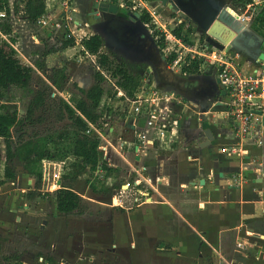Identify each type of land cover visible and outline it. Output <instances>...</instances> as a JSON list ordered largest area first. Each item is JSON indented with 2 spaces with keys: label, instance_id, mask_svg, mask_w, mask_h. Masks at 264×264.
Listing matches in <instances>:
<instances>
[{
  "label": "rangeland",
  "instance_id": "obj_1",
  "mask_svg": "<svg viewBox=\"0 0 264 264\" xmlns=\"http://www.w3.org/2000/svg\"><path fill=\"white\" fill-rule=\"evenodd\" d=\"M75 1L76 4H74V6L79 9V13L76 14L73 12L71 14V20L80 18L82 24H88L90 29L91 24L95 22L88 16L91 10L90 4L92 2L90 0ZM242 1L243 2L228 0L227 2L230 3L234 11L240 12L248 18L250 13L248 8H244V6L249 0ZM146 5L151 9L150 7L154 4L152 1L148 0ZM161 11L162 9L160 7H157V9L155 8L154 17L150 16L147 28L158 40L161 34H164V45L160 46L161 49L164 50V54L167 57H169L170 54L175 55L174 59L168 62L170 68L173 67V69H167V66L162 67L163 71L166 72L165 74L174 80L181 76V68L183 65L191 60L189 54L193 53L189 51V48L205 54L207 50L210 52L213 49L198 41L202 33L196 27H192V30L187 32V39L186 41L181 40V44H178L172 37H170V40L166 39L165 36L169 33L172 34V30L179 22L176 21V19L172 20L167 14V11L163 14ZM158 13H160V16H158ZM17 30L19 33L15 35V39L19 42L18 49L23 53V57H21L23 62L32 68V80L26 88L9 86L2 92L1 101L5 104L7 110L9 112H16L17 118L20 122L22 121L12 128V138L15 141L20 136L27 138L33 133H38L41 135H48L50 140L55 144L65 147L68 139L67 132H69V128L67 125L69 121L67 119H55V112L60 105L59 100H52L49 95L46 98L44 109L35 110L32 118L29 120L26 119L27 107L37 89L51 86L54 70L57 68H62L67 75V82L64 87L65 95L67 97L71 95L72 98L79 97L81 94L77 86L84 89L88 88L93 83L94 73L97 71L99 72L98 69H100V66L97 56L94 57L93 62V58L87 56V53L83 52L81 46L78 44L68 47L66 54L62 53V51L65 50L59 47L60 41L57 42L49 38L47 31L39 30V28L29 21L26 22L23 27L18 26ZM85 30H88V28L85 27ZM31 34H34L39 40H42V43H35ZM250 38H252V36ZM50 49H54L55 51L50 54L48 58L49 63H45L44 59H42V53ZM102 50L108 52L104 46ZM210 55H212V52H210ZM174 61H176L175 64H173ZM37 63H42V65L39 67ZM147 71H150V73ZM151 71V67L145 68L144 79L142 81V85L145 87L149 84H153ZM102 74L105 78V85L107 82L106 89L109 95L107 97L113 99L114 104H116L117 102L113 95L114 88L108 81L114 79L108 72H102ZM78 82H81V84H78ZM167 95L175 96L169 91H167ZM117 100L122 102L120 99ZM187 104L189 108L182 112L183 124L189 123L193 126L200 124L197 122H199L201 115L198 113L195 115L197 108L193 104L188 102ZM211 110L205 113V115L210 118V121L206 124L203 123L199 129L193 130L191 134L182 133V141L175 148L178 150V158L182 157V159L184 158V160L189 162L186 164L187 169L196 172L192 177L198 176V170L196 171L195 169V162H190L189 159L192 160V156L195 157V155H200L197 149V143L200 138L203 137V127L216 129L217 127L212 120L217 119V123L222 124L223 127L221 129L223 134L221 140L229 141L233 138L229 128L225 124L226 119L223 116V112L226 108H212ZM219 111H221L222 114L219 113ZM216 112L219 113L217 115L218 117H214V113ZM195 116H198L197 120ZM225 133H228V135H225ZM224 147L225 146H220L218 149L216 147L215 149L209 150L208 153H205L204 157L201 156L205 158V160L208 158V161L211 160V156H215L217 159L221 156L227 162L237 159V153L227 155L223 149ZM2 150L3 146H1L0 143V152ZM63 150L64 149L58 151L56 157L51 159L65 162L61 179H64V176L74 179V188L84 195L82 198L86 204V210L82 215L64 216L59 214L55 209L54 189L53 191L46 190V182L42 179L41 162L26 167L19 158H14L10 164L15 172L21 173L20 183L25 190L21 192L20 187L17 185L13 186V184H10L9 180L4 181L6 184L0 190V264H18L22 261L30 264H139L138 255L140 254L138 247H140V245L137 240L143 238L145 233L143 231L137 232L136 230H134L133 233L132 231H128L126 218H124L128 212H130L128 215L135 220L134 225L140 227L145 225L146 220H148L146 225L148 222H152L153 214L156 213L158 209L157 206L151 204L139 206V203L146 198L147 201L151 202L153 200H159L160 196H187L189 200L186 204H194L192 210L196 211L198 205L197 201L207 197L201 196L195 189L190 187L189 189H182L185 187L181 188L177 183L169 184L162 183L163 181L158 182L155 177L159 175H152L148 172L144 175L150 178V185L143 182L139 185H133L131 182L137 178V175L129 174L127 169L115 156H112L111 159L115 161L118 168L104 165L105 167L103 166V173H101L102 176L100 177L96 175L93 170L83 168L77 159L74 160L72 157L66 158L65 155H63ZM249 153L253 155L251 151H249L248 154ZM152 155L153 150H148L146 158ZM254 155L260 156L261 158L263 157L262 160L264 162V150ZM205 160H201V165L203 166L202 169H200L202 170V172H200L201 174L209 170L207 169L208 167ZM150 164L151 161L149 162V165ZM230 164H225L223 171L231 174L229 177L233 179L234 175L239 173V168L233 163ZM3 165L4 163L0 164L1 173ZM29 179L30 182L28 181ZM127 183L129 184L127 185ZM121 186H127V190L129 191V193H127L129 195L125 196V201H122V208L111 205L113 197H120L113 196V194L123 193L118 190ZM146 194L149 196H145ZM7 196H12L11 198L13 199H9ZM125 197L123 196V198ZM24 203L29 206V210L32 214H28V211H24L23 213L14 215L10 211V208H13L17 204L23 205ZM4 205L7 209H4ZM184 210L186 209H183V211ZM118 213L123 214V218L125 219L123 220L122 218L123 226L121 225L120 227L123 228L125 232L120 233V239L126 240V243H122L121 245L116 244V236L113 232L114 215ZM43 220L46 221L43 222ZM134 240L137 242L135 247H133L134 245L130 246L129 242ZM151 243V247H154V243L158 244L154 237L151 238ZM235 248L240 249V246H235ZM158 252L160 251L157 249H151L149 253H146L148 260H152L151 257H155L159 259L157 262L158 264H168V250L163 249V251H161L163 253L162 255L155 254ZM233 253L234 257L240 255L235 252Z\"/></svg>",
  "mask_w": 264,
  "mask_h": 264
},
{
  "label": "built area",
  "instance_id": "obj_2",
  "mask_svg": "<svg viewBox=\"0 0 264 264\" xmlns=\"http://www.w3.org/2000/svg\"><path fill=\"white\" fill-rule=\"evenodd\" d=\"M147 1L116 0L115 5L119 8H126L130 12H138L140 15L145 10L154 17L155 8L151 6L149 9L146 5ZM150 1L153 2V0ZM94 2L113 4L111 0H95ZM74 4H76L75 0H44V12L33 24L39 30L47 31L48 37L57 42L66 38H74L75 43L80 45L83 38L94 33L91 28L89 29L88 24H82L75 19L71 20V14L78 10ZM16 5L17 11L15 10ZM245 7L250 13L248 18L240 12L234 13L239 22L252 24L255 19H259L257 24L264 30V0H249ZM0 17L9 18L11 24L10 36L2 35V37L14 48L20 58L23 57V53L18 49L19 42L15 39V35L19 33L18 26L23 27L28 22L24 17L22 1L0 0ZM144 24L148 27V24ZM85 27L88 30H85ZM170 37L178 44L182 43L181 39L173 34L169 33L165 36L169 40ZM33 40L35 43H42V40L37 41L34 37ZM209 47L213 49L210 51L212 55L207 50L203 56L205 63L217 70L219 84L226 90L223 106L226 108L224 111L226 123L229 124L230 133L234 138V141L223 149L227 155L237 153L242 167L246 168L248 164L257 163V168H261L263 164L261 157L258 156L259 161H256L255 156H251L248 152L252 147L264 150V123L262 121L264 117V60L257 59L253 62L238 52H226L213 46ZM162 51L167 57L164 50ZM189 51L193 53L189 54L193 58L195 51L192 48H189ZM85 53L93 58L94 62L95 55ZM175 63L176 61L173 64ZM98 70L102 74L103 71ZM108 81L114 88L113 95L117 103L114 104L113 99L107 98L98 121L92 123L85 120L87 127L84 133L95 138L98 143L97 150L100 157L93 171L101 177L104 165L118 168L115 161L111 159L115 156L129 174L137 175V178L131 182L133 185H139L141 182L150 185V178L144 175L146 166L143 160L148 150H153L154 157H158L164 150L171 149L180 142V125L185 104L180 98L167 95V91L157 89L154 84H149L147 87L141 85L133 95H128L116 85L115 80ZM65 94V90L54 89L51 96H60L71 105L69 96ZM254 111L260 114H255ZM137 156L138 159H136ZM64 164L65 162L61 160L54 161L49 158L41 160V175L43 181L46 182V190L53 191L60 187ZM158 177L155 178L159 182ZM118 190L123 193L113 194V196L120 197H113L111 205L123 207L122 201H125V196L129 195L127 194L129 191L127 186H121Z\"/></svg>",
  "mask_w": 264,
  "mask_h": 264
},
{
  "label": "crops",
  "instance_id": "obj_3",
  "mask_svg": "<svg viewBox=\"0 0 264 264\" xmlns=\"http://www.w3.org/2000/svg\"><path fill=\"white\" fill-rule=\"evenodd\" d=\"M152 7L157 9V5L153 3ZM228 6L231 5L229 4ZM162 10V14L165 13ZM79 13V9L75 12ZM160 16V13H158ZM172 20L175 18H171ZM82 22L80 18L77 19ZM177 21V20H176ZM35 40L38 41L36 36ZM251 39V38H250ZM80 49V48H79ZM62 53L66 54V49H63ZM51 53L42 56L45 63H49V56ZM247 59V58H246ZM66 69V68H65ZM64 69V70H65ZM66 71V70H65ZM81 84V82H78ZM83 84V83H82ZM183 106L187 110L188 104L184 103ZM212 111V110H211ZM198 111H196L197 115ZM221 113V111H219ZM218 112L214 113V117H218ZM222 114V113H221ZM223 116L226 117L225 112ZM196 117V116H195ZM198 117V116H197ZM196 117V120H197ZM226 119V118H225ZM217 120V119H216ZM227 120V119H226ZM229 128V124L226 123ZM199 123V122H197ZM203 124L191 125L189 123L183 124V117L180 125V142L182 141V133H190L199 129ZM221 127L216 125V129H211L214 139L208 146L200 147V143L205 140L202 133V138L197 143V149L200 155H195L189 159L190 162H195V169L198 170V176L192 177L195 171L187 169L188 161L184 158H178V150L175 149L178 142L171 149L164 150L160 156L147 157L143 160L146 166V172L152 175H159V182L169 184H179L180 187H189L195 189L201 196H207L204 199L197 201L196 211H193L194 204H186L189 198L187 196H160L159 200L147 201V198L139 203V206L143 205H155L157 206L156 213L153 214L152 222H148L146 225L137 226L134 225V219L128 215L115 214L113 222V232L116 236V244L121 245L126 243V240L120 239L121 232H125L123 228L122 218H126L128 231L134 232V230L143 231L144 237L138 239L137 242L140 245L138 255L139 264H158L159 259L151 257L152 260H148L146 253H149L151 249L159 250L160 252L155 254L162 255L163 249H167L168 264H264V162L261 158L262 167L257 168V163L248 164L246 168L240 165V161L237 159L229 160L228 162L220 156L217 159L215 156H211V160L203 158L205 153L209 150L217 149L220 146L230 145L233 141H222L223 134ZM205 128V127H203ZM225 135H228V133ZM232 136V135H231ZM200 137V136H199ZM233 137V136H232ZM2 146V140L0 139ZM206 151V152H205ZM255 160L259 161L258 156L254 154L260 153L261 149L252 147L250 149ZM250 154V153H249ZM203 157H202V156ZM252 156V155H251ZM207 157V154H206ZM260 157V156H259ZM205 160L207 164V170L202 172L201 160ZM213 160V161H212ZM151 164L149 165V162ZM233 161V162H232ZM148 162V163H147ZM233 163L239 168V173L234 175V178H230L231 174L225 173L223 169L225 164L229 165ZM231 165V164H230ZM21 173L15 172L13 179H6L10 181L13 186L20 187V191H24L20 183ZM185 178V179H183ZM30 182V179L28 180ZM236 181V182H235ZM161 183V184H162ZM6 183L0 185V190ZM225 185L230 187L224 188ZM73 190L84 197L82 193L77 191L74 187ZM9 199L12 196H7ZM4 209L7 207L4 205ZM122 208V207H121ZM188 208V209H187ZM27 204H17L10 211L17 215L28 211V214H32ZM56 209V206H55ZM183 209H186L183 211ZM57 211V210H56ZM65 216V215H64ZM123 218V220H125ZM46 220H43V222ZM155 238L158 244H153L151 247V238ZM136 240L130 241V246L135 247ZM240 246V249L235 248ZM238 253L237 257H234V253ZM164 257V256H162ZM156 260V261H155ZM154 262V263H153ZM18 264H26V262H19ZM30 264V263H28ZM127 264V263H126ZM129 264V263H128Z\"/></svg>",
  "mask_w": 264,
  "mask_h": 264
},
{
  "label": "trees",
  "instance_id": "obj_4",
  "mask_svg": "<svg viewBox=\"0 0 264 264\" xmlns=\"http://www.w3.org/2000/svg\"><path fill=\"white\" fill-rule=\"evenodd\" d=\"M21 1L23 3L24 17L27 21L35 23L37 18L44 12V0ZM90 1L94 2L95 0ZM237 1L243 2L242 0ZM111 2L117 4L116 0H111ZM15 10H18L17 5ZM140 19L143 23L147 24L150 20V15L146 11H143ZM258 21L259 19H255L252 27L256 32L264 36V30L257 24ZM185 26L186 24L181 22L172 30V34L182 41H186L187 32L192 30L191 25L186 28ZM10 33L11 24L9 18L0 17V139L3 146V150L0 152V164L4 163L2 173L0 172V185L6 179H13L15 177V171L10 164L14 158H19L24 166L30 167L36 163H40L42 159L56 157L57 152L61 151V149H64L63 155L66 158L72 157L74 160L77 159L83 168L94 170L100 157L97 150L98 143L95 138L87 136L84 133L87 127L85 120L96 123L105 107V100L109 95L107 94V82L105 85L103 74L98 71L95 72L93 83L86 89L77 86L81 95L77 98H72L70 95L69 101L71 105L60 96H56L59 98L51 96L54 89L58 91L65 89L67 75L62 68L54 70L51 86L39 88L35 91L26 110V119H31L35 110L44 109L46 98L49 95L52 100L58 99L60 105L55 112V119H67L69 121L67 125L69 128V132H67L68 139L65 147L55 144L50 140L48 135L38 133H33L27 138L20 136L14 141L11 130L22 121L20 122L17 118L16 112H9L7 110L5 104L1 101L2 92L9 86L28 87L32 80V68L22 61L14 48L2 37V35L9 37ZM156 41L159 46L164 45V34H161L159 40L157 39ZM75 44L74 38H66L60 41L59 47L66 49ZM79 44L83 52L97 56L100 70L108 72L115 80L116 85L126 94L133 95L138 87L142 85L145 66H130L124 62H117L110 53L102 50L104 43L98 34L94 33L87 38H83ZM54 51V49L47 50L42 53V56ZM174 56V54H170L165 59V62H171ZM37 65L40 67L42 63H37ZM198 65L199 61L191 59L189 64L183 65L182 71L193 74L198 70ZM74 184L73 178L64 176V179H60V187L54 190L56 210L61 215H82L86 210L83 198L73 190Z\"/></svg>",
  "mask_w": 264,
  "mask_h": 264
},
{
  "label": "water",
  "instance_id": "obj_5",
  "mask_svg": "<svg viewBox=\"0 0 264 264\" xmlns=\"http://www.w3.org/2000/svg\"><path fill=\"white\" fill-rule=\"evenodd\" d=\"M160 4L169 9L170 12L175 14L177 17L185 20H191V25L196 27L205 35L206 42L210 46L226 52H238L249 61L254 62L257 59L264 60V37L254 30L251 23H240L237 19V15L234 14L236 11L230 8L224 0H160ZM118 9L119 7L115 4H109L107 2H93L92 9L88 13V16H90L93 20H96L99 17V11L114 14ZM231 11L234 13H231ZM127 16L129 21L127 32L131 35L136 34L140 38L133 46L129 44H120V46L123 47L126 53L132 51L144 53L143 41H145L147 37H151L149 29L141 21L140 14L138 12L128 11ZM90 28L93 33L98 34L102 38L105 48L110 47L108 38L113 41L116 40L114 31H107V28H102L97 22L92 23ZM246 32L253 35L254 38L263 40V45L259 50L248 51L241 46ZM243 51L245 55L242 54ZM225 98L226 90L220 86L219 94L216 98L207 96L205 99L200 100V104L197 107L198 114L201 115L199 123L206 124L209 122L210 118H208L205 113H208L212 108L224 107L223 102L225 101ZM253 113L258 115L260 114L258 111H254ZM212 121L215 125L221 127V124H218L217 120L213 119ZM262 121L264 123V117ZM202 133L205 140L200 143V147H205L210 144V142L214 139V136L210 127L203 128ZM136 159H138V156ZM228 187L230 186H224V188Z\"/></svg>",
  "mask_w": 264,
  "mask_h": 264
},
{
  "label": "flooded vegetation",
  "instance_id": "obj_6",
  "mask_svg": "<svg viewBox=\"0 0 264 264\" xmlns=\"http://www.w3.org/2000/svg\"><path fill=\"white\" fill-rule=\"evenodd\" d=\"M224 1L227 5L230 4L227 2L228 0ZM92 3L90 4V9H92ZM153 3H155L157 7H160L162 10L167 11V14L170 18H175L179 23L184 22L186 24L185 28L192 24L191 20L181 19L175 14L171 13L169 9L163 7L160 4V0H153ZM127 12L128 10L125 8H119L114 14L99 11V17L94 20L95 22L99 23L102 28H107V31H114L116 38L115 41L110 40V38H108L106 35L110 44V47H107L106 49L110 55L115 58V60H117V62H124L126 65L130 66H145V68L151 67L153 84L157 89L161 91L167 90L173 93L177 98H180L184 103L188 102L193 104L196 108L200 104V100L205 99L207 96L214 98L217 97L220 90L217 70L205 63V58L201 52L195 51L193 49L195 51V55L193 58H191L192 60L199 61L198 70L193 74H188L183 72L181 68V76L174 80L169 78L165 74L166 72L163 71L162 67L167 66L166 68L170 69V66L165 62L167 57L162 54V49L156 41V36L150 32V30L149 32L151 37H147L145 41H143L144 53H138L136 51L126 53L120 44H129L133 46L140 38L136 34L131 35L127 32V27L129 26ZM244 36V41H242L241 44L244 49L248 51H256L262 47V39L254 38L253 35H250V33L247 32ZM251 36L252 38L249 39ZM198 41L202 44L210 46L206 42V38L203 33L201 36H199ZM242 54L245 55L244 51ZM190 61L191 60L185 64H189ZM147 72L150 73V71Z\"/></svg>",
  "mask_w": 264,
  "mask_h": 264
},
{
  "label": "bare ground",
  "instance_id": "obj_7",
  "mask_svg": "<svg viewBox=\"0 0 264 264\" xmlns=\"http://www.w3.org/2000/svg\"><path fill=\"white\" fill-rule=\"evenodd\" d=\"M231 13H233V12L231 11Z\"/></svg>",
  "mask_w": 264,
  "mask_h": 264
}]
</instances>
